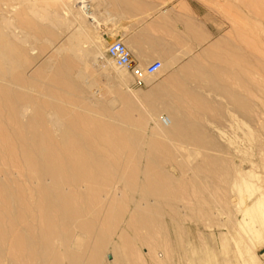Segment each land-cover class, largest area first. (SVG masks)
I'll list each match as a JSON object with an SVG mask.
<instances>
[{"label":"bare ground","instance_id":"bare-ground-1","mask_svg":"<svg viewBox=\"0 0 264 264\" xmlns=\"http://www.w3.org/2000/svg\"><path fill=\"white\" fill-rule=\"evenodd\" d=\"M9 1L0 0V5ZM228 5L235 7V2ZM89 16L92 22H99L95 12ZM247 16L238 14L234 19L244 24L249 21ZM57 22L63 23L58 18ZM11 25L16 26L0 14V145L6 151L1 155L12 162L20 177L12 175V167L3 170L0 166V264H141L144 248L149 253L160 246L168 248L171 229L179 239L177 201L187 188L167 165L177 163L179 152L180 168L187 169L192 154L186 145L197 137L194 134H202L182 102L190 101L205 110L209 102L204 103L197 89L175 77L176 88L187 98H176L170 115L162 117L163 125L158 122L147 140L146 131L132 124L131 99L116 93L97 103L98 110H94L83 99L91 103L90 95L69 73L56 68L49 77L44 74L43 62L38 66L33 63L40 57L31 56L25 46L11 38L7 31ZM20 25L27 35L35 37L48 30L30 19L20 21ZM72 36L77 35L72 32ZM114 40L107 42L106 50ZM237 48L242 50L223 40V55L213 60L229 62ZM41 49L47 54L46 48ZM206 54L209 59L210 53ZM251 54L245 49L234 56L240 65H256L257 58ZM200 62H190L192 77L217 81L218 74L212 69L200 71ZM31 64L38 69L30 76L27 70ZM138 67L142 70L139 77L148 75L145 66ZM86 74L80 72L78 77L83 79ZM30 87L50 102L45 107L38 103L27 92ZM19 88L24 91H17ZM164 91L165 86L155 89V95ZM240 102L238 108L242 109ZM70 108L77 113L75 120ZM29 109L33 115L25 123L22 118ZM164 138L183 146L169 148ZM120 182L125 185L121 193L114 189ZM110 250L114 255L107 262Z\"/></svg>","mask_w":264,"mask_h":264},{"label":"rangeland","instance_id":"rangeland-1","mask_svg":"<svg viewBox=\"0 0 264 264\" xmlns=\"http://www.w3.org/2000/svg\"><path fill=\"white\" fill-rule=\"evenodd\" d=\"M172 1L12 0L0 5V14L16 24L7 30L11 38L25 46L31 56L40 57L37 63H33L38 66L43 62L44 74L49 77L56 68L69 73L90 95L91 103L86 97L83 99L94 110H98L97 103L111 99L116 93L131 99L134 104V109L130 111L132 124L145 130L146 139L150 140L157 123L163 125L162 117L170 115L171 104L176 103V98L181 95L176 88L177 83L167 78L169 67L162 70V65L157 73L137 78L132 72L116 66L105 50L107 42L122 39L123 4L145 9L150 5L165 6ZM194 1L219 28L218 52L210 53L209 59L206 54L204 59L199 60L202 63L200 71L212 69L218 74V79H180L189 88H195L193 83L207 86L203 88L205 93L201 97L204 103L209 102V106H204L206 110L190 101L182 102L189 117H193L191 121L201 126L198 130L202 134H194L197 137L186 145L192 154L187 169L180 168L182 156L179 152L180 157L175 160L177 163L167 165L175 179L184 181L185 192L193 190L190 193L182 191L177 201L181 225L179 239L171 229L168 248L160 246L155 253H149L144 248L141 264H264V0ZM233 2L235 7L230 8L228 3ZM34 10L44 18L36 15ZM259 11L261 14H258ZM91 12L96 13L99 22H92L89 16ZM238 14L250 16L249 21L244 24L238 22L234 19ZM57 18L63 23H58ZM25 19L40 22L48 29L47 33L44 36L39 34V37L27 35V30L20 25V21ZM72 32L77 36L73 37ZM223 40L234 48L240 46L243 51L237 48L238 51H233V60L224 63L219 60L216 63L213 58L223 55ZM42 47L46 48L47 54L44 55ZM245 49L252 52L253 58H257L256 65L253 64L255 66L237 62L235 56L243 54ZM32 64V68L27 70L30 76L38 69L34 70L37 66ZM83 71L87 74L81 79L78 74ZM223 83L224 93L214 94L208 90V87L216 84L222 89ZM164 86L165 91L155 95V89L160 91ZM17 91L24 90L19 88ZM27 92L44 107L50 102L48 98L38 96L31 87L27 88ZM213 98L219 100L213 101ZM239 100L244 105L242 109L238 108ZM69 112L75 120L76 111L70 108ZM25 114L22 121L27 123L33 115L32 109L25 111ZM207 114L216 116H204ZM75 131L81 132L80 129ZM163 142L171 146L169 148L183 146L166 138ZM3 152L6 153L0 145V166L3 170L12 167L15 173L12 171V175L20 177L12 162L1 155ZM181 170L185 171L181 173ZM124 186L120 182L114 185V189L121 193L125 190ZM136 196L140 198L139 194ZM192 213L196 216H188ZM113 255L111 250L107 253V262L112 260Z\"/></svg>","mask_w":264,"mask_h":264},{"label":"crops","instance_id":"crops-1","mask_svg":"<svg viewBox=\"0 0 264 264\" xmlns=\"http://www.w3.org/2000/svg\"><path fill=\"white\" fill-rule=\"evenodd\" d=\"M139 1L129 0L131 3ZM121 14L122 40L131 51L134 64L147 66L154 60H160L162 70L169 67V80L192 78L194 71L189 67L190 62L204 59L207 52H218L219 28L194 0H173L165 6L150 5L145 9L123 4ZM193 85L198 93H205L203 88L207 86L202 83ZM221 87L216 84L208 90L214 94L224 93V83ZM218 100L213 98V101Z\"/></svg>","mask_w":264,"mask_h":264},{"label":"built area","instance_id":"built-area-1","mask_svg":"<svg viewBox=\"0 0 264 264\" xmlns=\"http://www.w3.org/2000/svg\"><path fill=\"white\" fill-rule=\"evenodd\" d=\"M106 54L116 66L132 72L135 77L138 78V74H141L142 70L134 64L131 51L122 39L111 42L107 47ZM161 65L160 60H154L145 66L144 71L148 74H155L159 71Z\"/></svg>","mask_w":264,"mask_h":264}]
</instances>
